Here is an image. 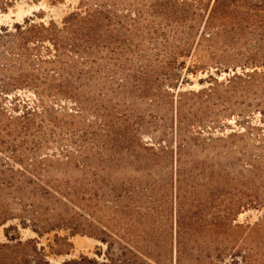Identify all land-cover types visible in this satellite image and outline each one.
<instances>
[{
  "label": "trees",
  "instance_id": "trees-1",
  "mask_svg": "<svg viewBox=\"0 0 264 264\" xmlns=\"http://www.w3.org/2000/svg\"><path fill=\"white\" fill-rule=\"evenodd\" d=\"M244 38L255 44L247 53L238 49ZM210 63L229 76L208 73L199 80L207 87L171 92L183 72ZM155 106L174 112V150L159 141L171 128ZM256 114L264 117V0H80L61 22L2 28L0 227L8 242L0 264H50L20 227L84 234L82 202L95 197L126 221L100 222L97 238L108 246L100 264H164L174 248L177 264L188 256L264 261L260 252L242 255L235 234L243 210L264 207L245 179L263 167L250 146ZM150 133L156 142L144 141ZM170 168L176 190L185 183L207 193L196 211L180 205L175 237L146 197ZM205 230L223 236L208 250L192 236ZM90 263L98 262H64Z\"/></svg>",
  "mask_w": 264,
  "mask_h": 264
},
{
  "label": "rangeland",
  "instance_id": "rangeland-1",
  "mask_svg": "<svg viewBox=\"0 0 264 264\" xmlns=\"http://www.w3.org/2000/svg\"><path fill=\"white\" fill-rule=\"evenodd\" d=\"M205 1L208 2L210 0ZM79 2L80 0H0V30L2 28H9L10 30H13L16 24H24L26 20L46 23L50 20L61 22L69 12L73 11L78 6ZM155 19L156 18L153 17L152 21ZM156 21L159 22V27L161 24L165 27L166 21L163 17H160ZM254 48L255 44L251 38H244L238 45V49L245 53H247L250 49L253 50ZM216 72L217 69L213 63H210V66L207 67V71L204 72L199 70L196 75L190 73L186 74V72H183L185 82L182 83L183 79L179 81L175 88H170L171 92L177 93V86L180 91H198L207 87L208 84L203 86L199 83V80L201 78H207L208 73L213 74L219 80H224L226 76H229L226 72H223L220 75ZM27 96H29V94H27ZM150 109L154 111L158 110V112L167 116L166 121L171 130H169V134L167 136L163 137V139L159 141H164L165 145L173 146L174 150L175 145L177 146L174 138V112L168 110L167 108H160L158 106ZM222 122L224 124L228 123L234 126V121L230 119H224ZM254 124H256L259 129L256 131V140L253 143L250 142V146H254V148H256V151H254L255 154L264 158V117L260 114H256ZM220 131L221 130L218 129L215 132L216 136L220 135ZM152 137L153 135H151V133L149 135H145L144 141L152 143L156 142ZM260 165H263V167H260L262 170L255 171V174L246 173L245 179L249 188L248 193H255L264 198V161ZM155 176L157 177L158 174ZM172 176L173 170L170 168L167 170V173L163 175V183L155 186L154 189H151L146 197H152L153 201H157V206L160 210V219L158 218V221L163 220L164 224H166L169 236L170 233H173V236L175 237L177 232L176 216L180 205L184 208V210L193 209L196 211L198 209L195 205L199 202H204L207 193L205 192V194L203 192L206 191L203 188L192 189L193 187L191 185H187L185 183L180 189L176 190L172 185ZM84 183L86 184L85 180ZM177 196H179L178 199H176ZM152 206L155 205L153 204ZM203 208L205 210L202 211L205 212H202L201 216L205 220H208L209 218L207 215L210 212V208L207 209L206 206H203L202 208L200 207V209ZM81 213L83 214L81 228L84 231V234H71L68 230H57L44 234L43 236H39L31 228L25 229L20 227L19 230L22 240H33L32 245H37L38 250L45 254L46 260H48L50 264H64V262L68 260L80 259L82 256L90 259L92 262L97 261V264L105 262V260H107L108 246L97 238V236H99L98 228H102L100 222H107L108 225H117L115 223L117 220L119 221L118 224H125L126 221L121 216H118L115 219L116 211L114 209H107L104 204L99 203L98 198L96 197L90 202L86 200L82 202ZM111 218L112 220H110ZM109 220L110 222H108ZM263 220L264 207H260L243 210L235 222L236 224H240L242 226L241 228H238L235 233L240 237L242 242L240 246V249H242L241 254H249L252 256L253 260L258 258V256H256V253L258 252L261 253L259 255H264V227L261 228L260 226ZM14 224H18V222H14ZM5 227H0V244L8 242L5 237ZM211 235L212 234L208 232V230H205L199 231L198 234L194 233L192 236L193 238H197L196 245L198 248H206L208 246V250L210 242L214 241L216 237L217 239L218 237L221 239L223 237L221 235H213L215 236L214 238ZM221 239H218V243ZM174 249L173 258L170 255V252L168 254L167 250L168 255L162 260L164 264H177V248ZM232 261V258L227 257L221 264H232ZM183 263L199 264V262H196L195 259H192L189 256L183 259ZM235 264L244 263L242 259L239 258ZM253 264H264V261L254 262Z\"/></svg>",
  "mask_w": 264,
  "mask_h": 264
}]
</instances>
